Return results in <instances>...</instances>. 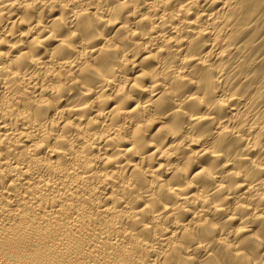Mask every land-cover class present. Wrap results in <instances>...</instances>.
<instances>
[{"label": "bare ground", "instance_id": "bare-ground-1", "mask_svg": "<svg viewBox=\"0 0 264 264\" xmlns=\"http://www.w3.org/2000/svg\"><path fill=\"white\" fill-rule=\"evenodd\" d=\"M81 2L96 4L97 0ZM139 3L144 6L137 11L136 7L118 6V0H100L99 14L115 18H109L112 26L105 27L95 17L77 19L74 10L80 7L79 3L64 11L59 6L58 10L52 8L50 0H0V11L4 13L0 15V41H3L0 52L11 51L8 57L0 56V230L10 229L25 236L32 232L56 235L69 229L76 235H89L97 248L125 244L131 247L133 242L144 241L153 248L167 249L161 251L164 264H182L185 249L195 250L198 243L207 242L215 253L213 264H251V260L234 258L226 245L245 244L252 260L264 255V245L244 241L242 238L247 233L235 235L248 221L243 216L229 220L230 213L221 210L217 200L222 198L218 190L228 182L226 179L236 175L230 161H224L239 152V144L231 135H217L213 121L198 123L191 119L207 112L195 100L184 105L188 115L178 111L176 104L193 92L204 91L208 92L209 102L214 101L207 75L193 65L196 60L209 62L207 57L215 48L210 29L216 30L215 24L210 16L201 18L191 14L188 23L172 11L175 4H165L164 0H139ZM3 4L10 8H2ZM61 11H64L62 23L59 22ZM246 11L255 17L253 37L264 35V0H250ZM128 27L132 28L131 39H125L122 31ZM74 30L80 35L71 40ZM101 32L110 39L87 43ZM115 38L122 40L124 50H130L133 55L141 51L139 44L144 49L153 48L147 55H160L141 68L179 69L183 66L182 58L192 61L188 67L207 87L186 86V81L176 80L168 73L163 84L177 90L175 96H161L163 87L154 90L155 97L133 88L118 96L116 85L109 84L104 76L111 75L113 67L119 65L120 54H102L113 47ZM215 39L219 40L220 36ZM173 41L178 45H170L169 49L167 45ZM103 43V47L94 49ZM67 44L71 46L63 47ZM87 51L92 56L96 52L102 54L97 65L99 71L84 57ZM249 52L264 55V41ZM236 55L233 53L232 57ZM232 57L230 62L235 63ZM138 70H132L129 65L116 73L117 82L122 83L126 76ZM260 72L264 79V65ZM75 74L76 79L72 80ZM70 81L82 82L83 87L77 84L69 88ZM106 88L109 91L105 92ZM89 89L91 95H82ZM106 96L115 100L104 102ZM95 98L97 103L86 114L71 113L70 107L57 110L52 107L60 99L68 105H80ZM112 103L116 105L111 107ZM131 103H149L148 114L153 117L148 123L158 120L156 116H167L163 122L169 128L157 132L159 125H156L135 130L136 124L145 120L146 113L138 108L130 115L120 114L121 107L127 109ZM225 111L214 109L217 120ZM73 115L82 116L76 121L65 120V116ZM181 129V135L173 134ZM227 131L225 127L223 132ZM183 135L206 137L204 144L192 146L194 154L201 157L192 167H206L209 172L217 169L216 179L204 174L193 182L183 175L172 180V168L179 165L186 168L191 163L189 153L178 145ZM150 143L157 146L160 163L166 164L169 173L159 165L152 166ZM129 144L138 155L127 152ZM215 150L223 156L218 159ZM123 152L127 155L117 160L114 154ZM251 175L253 180L264 177V173ZM250 191V187H238L228 198L229 209ZM176 192L182 195H174ZM249 219L252 231H264V218L255 219L250 213ZM192 254L197 257L193 264H201L207 255L203 249Z\"/></svg>", "mask_w": 264, "mask_h": 264}, {"label": "clouds", "instance_id": "clouds-1", "mask_svg": "<svg viewBox=\"0 0 264 264\" xmlns=\"http://www.w3.org/2000/svg\"><path fill=\"white\" fill-rule=\"evenodd\" d=\"M73 3H79L80 7L74 10V14L77 19L95 17L97 21L103 23L105 27H111L108 23V19L111 17H104L100 15L99 3L96 4L90 2H81V0H50L51 7L57 9H63L67 11ZM165 4H175L173 12L179 14V18L188 23L189 14L197 17L210 16L215 24L213 31V40L215 42V48L212 49V55L207 57L208 63H201V60H196L193 67L199 66L203 72L207 75L208 85H211L212 95L214 97L213 102H209V95L207 91L203 93L193 92L192 95L185 99L176 101L177 110L188 113L184 109V105L192 100H195L199 105L207 109V112L192 116L191 119L198 123H203L205 120H211L216 124L217 135L223 133V135H231L236 138L239 144V152L233 156L230 160V167L235 172V176L226 179L228 182L223 183L221 189L218 190L221 194L220 199H217L221 205V210H226L230 213L229 220L235 216L239 218L243 216L248 221L247 224H243L240 227L239 232L235 235L239 236L240 233H247L242 239L244 241H255L258 245H264V231L257 229L252 231L248 226L249 215L255 219L264 218V177H259L255 180L252 179V172L264 173V79L261 78V65H264V55H254L249 52V49H255L258 47L261 41H264V35H257L253 37L255 30V17L251 12H247V5L250 0H184L183 3H179L178 0H164ZM206 5V7H205ZM118 6L122 7H136L139 11L141 5L139 0H118ZM2 8H10V5L3 4ZM194 9H203L201 11H194ZM58 10V9H57ZM64 11H61V19L64 20ZM3 11H0V15H3ZM131 16V13H129ZM115 19V18H111ZM31 21H29L30 23ZM200 26H203V20L200 22ZM34 27H39L35 25ZM40 28V27H39ZM32 30V29H31ZM222 30V31H220ZM44 29L41 30L43 32ZM125 32V39L132 38V28L128 27L122 30ZM264 31V30H262ZM25 33L24 35H28ZM71 40L80 35L79 31H72ZM219 35L220 39L216 40L215 37ZM56 37H52L55 39ZM48 39V37H45ZM110 38L104 36L103 32L99 35L92 37L87 43H93L95 40H103L104 42ZM178 39V36H177ZM3 43V41H0ZM113 47L109 48L106 53H116L119 55V65L114 66L112 74L104 76L109 84H115L117 87V95H125L129 88L139 89L145 93H152L155 97V89L163 87L161 96L177 95V90L163 84V78L172 73L174 78L179 81H186V86H195L196 89L207 87L203 81L197 79L192 72V68L188 65L192 64V61H185L184 58L180 60L181 65L179 69L168 67L160 70L158 66L152 68H141L140 66L149 60H157L160 55L149 56L147 53L153 51L152 47L144 49L142 44L138 46L141 48L140 52L135 55L132 52L125 51L123 48L122 40L117 38L112 41ZM178 45L175 41L167 45ZM103 44H98L94 49L103 47ZM71 46L70 44L64 45ZM15 47V45H13ZM170 49V48H169ZM93 50V49H92ZM91 50V52H93ZM182 51V49H181ZM90 51H87L85 58H89L88 62L93 63L97 71L99 57L101 53H97L96 56H92ZM237 54L232 57V54ZM11 55V51L0 52V56L8 57ZM230 57L235 59V63L230 62ZM203 58V57H202ZM131 65L133 71L130 76H126L122 83L117 82L116 73H119L128 66ZM181 69L183 71H181ZM103 75V74H102ZM76 74L71 78L76 79ZM81 81V80H80ZM81 84H72L71 81L67 87ZM105 92L109 89H104ZM92 90L89 89L83 92L82 95H91ZM102 94V93H100ZM130 100L134 98L127 97ZM159 99V97H156ZM115 97L106 96L104 102L114 101ZM98 99L89 100L85 104L80 105H68L63 99L57 100L52 105L56 110L60 107L72 108L71 113H85L87 109H91L96 104ZM151 101L150 103H154ZM116 105L112 103L111 107ZM138 108H141L146 113L145 120L139 122L135 126V130L150 129L151 127H157V132L169 128L163 121L167 119V116H156L158 120L153 121L151 124L148 121L153 117L148 114L149 103L139 105L137 103H131L127 109L121 107L120 114H131ZM226 110L222 117L217 120L214 114V109ZM110 110V109H109ZM104 112V111H103ZM67 113V112H66ZM82 116V115H80ZM80 116H71L68 118L65 116V120L73 119L78 120ZM227 127L228 131L223 132V129ZM114 128V127H113ZM115 129V128H114ZM183 130L174 132V135H181ZM115 134V133H111ZM192 137L193 139H187ZM206 137L203 135H183L178 141L179 147L184 148L188 153V159L191 163L185 165H179V168L171 169V178L174 180L177 176L183 175L190 177L189 182H193L194 178L206 174L212 179L217 178V169H213L211 172L206 167L193 168L192 164L196 163L201 157L194 154L193 144H204ZM117 145L120 142H111ZM110 143V144H111ZM148 147L151 149L152 166L159 165L161 169L165 170V173H169V168L164 163H160L159 155H157V146L154 143H150ZM131 144L127 148V152H133L134 155L138 153L131 149ZM119 150V149H118ZM127 152H123L120 155H116L117 160H121L122 156L127 155ZM175 153V156L177 153ZM218 153V159L223 156L222 152L215 150ZM148 154V155H149ZM147 155V156H148ZM223 162V163H224ZM116 163V161H113ZM223 168V164L221 165ZM224 169V168H223ZM225 170V169H224ZM226 175V170L224 171ZM236 177H239L237 179ZM187 185V184H186ZM238 187L251 188L248 195L238 201L230 209L228 207V198L237 191ZM174 195H182L179 192ZM252 222V221H251ZM92 238L89 235L81 234L76 235L75 232L65 229L58 232L56 235L51 233L44 234L32 232L25 236H20L10 229L0 230V264H164L165 257L161 255V251H167V249L161 250L153 248L152 245L141 241L139 244L133 242L131 247L121 245L119 247L103 246L97 248L94 242H91ZM245 244L234 243L226 245L233 257L237 260L243 258L244 260H251V264H264V255L259 259L252 260L248 256L247 251L244 248ZM212 245L210 243H198L196 249L187 248L184 250L182 257V264H193L197 259L192 253L203 249L207 255L204 257L201 264H213L215 259V253L210 251ZM156 253L155 256L152 254ZM171 257V253H170Z\"/></svg>", "mask_w": 264, "mask_h": 264}]
</instances>
